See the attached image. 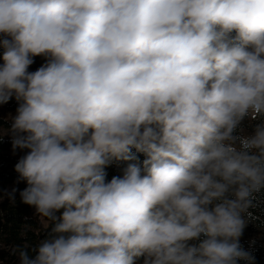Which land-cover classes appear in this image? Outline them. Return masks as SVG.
I'll return each mask as SVG.
<instances>
[{
    "label": "clouds",
    "instance_id": "obj_1",
    "mask_svg": "<svg viewBox=\"0 0 264 264\" xmlns=\"http://www.w3.org/2000/svg\"><path fill=\"white\" fill-rule=\"evenodd\" d=\"M0 50L20 202L51 226L19 264H255L264 0H0Z\"/></svg>",
    "mask_w": 264,
    "mask_h": 264
},
{
    "label": "trees",
    "instance_id": "obj_2",
    "mask_svg": "<svg viewBox=\"0 0 264 264\" xmlns=\"http://www.w3.org/2000/svg\"><path fill=\"white\" fill-rule=\"evenodd\" d=\"M0 54H2V50H0ZM43 63H45L43 57H34V63L28 70L34 72ZM17 107L18 102L14 97L7 104L0 105V130L5 133L0 136V193L11 191L13 188L17 189L15 205H11L7 198L0 201V264H19L18 258L10 254L9 249L12 245L27 244L29 254L34 256L33 249L39 241L48 238L51 232V226L46 228L44 223L36 217L33 208L20 202L19 191L26 187V183L18 182L15 165L21 157L27 154V150L16 149L13 151L12 138L7 133L11 126L9 117L15 116ZM136 156L137 162L142 164L145 156L141 153H136ZM127 163L130 162L113 161L105 168L106 180H111L113 176H122ZM252 211L259 219L250 222L246 230L256 233L258 238L250 243H240L246 250H250L254 254L255 264H264V204ZM142 261L143 258L138 260L137 264H142ZM239 264H244V262L241 261Z\"/></svg>",
    "mask_w": 264,
    "mask_h": 264
},
{
    "label": "rangeland",
    "instance_id": "obj_3",
    "mask_svg": "<svg viewBox=\"0 0 264 264\" xmlns=\"http://www.w3.org/2000/svg\"><path fill=\"white\" fill-rule=\"evenodd\" d=\"M258 238V235L256 233H250L246 230H244V233L240 239V242L242 243H250L252 241H255Z\"/></svg>",
    "mask_w": 264,
    "mask_h": 264
}]
</instances>
